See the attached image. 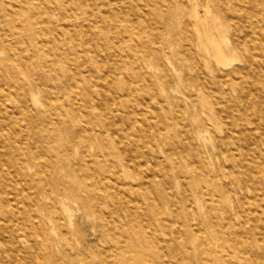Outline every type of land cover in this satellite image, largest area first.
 Masks as SVG:
<instances>
[{"label": "bare ground", "instance_id": "obj_1", "mask_svg": "<svg viewBox=\"0 0 264 264\" xmlns=\"http://www.w3.org/2000/svg\"><path fill=\"white\" fill-rule=\"evenodd\" d=\"M73 1L74 9L55 0H0V264L81 259L60 189L98 210L123 207L147 222L165 219L180 237L198 236V251L186 245L166 264H264V0ZM72 29L99 40L101 57L89 58V40ZM98 58L95 74L73 67ZM41 86L67 124L50 117L16 124L14 109ZM140 95L154 105L140 108ZM82 101L90 104L85 114L102 118V132L69 124ZM143 110L145 121L136 124ZM170 111L172 124H164L161 113ZM97 137L100 153L81 147L79 160L70 159L71 148ZM100 154L118 197L93 191ZM162 159L184 173L185 195H166L164 203L131 196L166 181L154 167ZM231 192L239 194L230 199ZM166 200L178 203L168 208ZM30 242L44 248V260L37 249L26 251Z\"/></svg>", "mask_w": 264, "mask_h": 264}, {"label": "rangeland", "instance_id": "obj_2", "mask_svg": "<svg viewBox=\"0 0 264 264\" xmlns=\"http://www.w3.org/2000/svg\"><path fill=\"white\" fill-rule=\"evenodd\" d=\"M62 8H72L74 9L77 4L73 0H55ZM75 21L80 20L79 17H74ZM71 32L74 36L82 40H89V45L87 47V55L97 54L101 57L102 55V46L99 40H93L92 34L82 33L72 29ZM88 34V35H87ZM93 37V38H92ZM92 38V39H91ZM80 49V48H79ZM92 57V56H91ZM99 59V58H98ZM102 65V60H90L86 63H79L74 65V69L78 70H90L94 73L95 69ZM44 69H47L44 68ZM95 74V73H94ZM64 80V78H62ZM98 82V80H97ZM51 84V83H50ZM77 90V100L83 98V92L81 88H76ZM178 94V93H177ZM180 95V94H179ZM61 99L64 103L69 106L77 105V100L73 97H70L67 94H62ZM140 108L141 106H152L154 105L153 101H150L146 95H140ZM82 107V113H79L75 118L70 119L72 127H79L82 124H92L94 131L102 132L103 127L101 126L102 118L96 115L92 117L89 113L85 114L90 107V104L86 101L80 103ZM170 107V106H169ZM39 110H43L39 114ZM85 110V111H84ZM141 110V109H139ZM88 112V111H87ZM1 113V112H0ZM14 117L17 120L16 124H35L36 122L44 121L45 119L54 118L56 124H67L58 119L57 110L51 105L46 103L45 92L43 87L36 88L35 90V99L30 100L28 103H22L19 107H16L13 111ZM164 116V124H172V114L170 112L161 113ZM145 110L140 111V115L136 121V124H143L145 117ZM4 121H10L8 118ZM1 124V123H0ZM129 124H131L129 122ZM101 135L104 136V133ZM65 138H68L67 133L64 134ZM101 141L99 137L97 140L91 138H84L81 140L77 146L70 149L69 157L73 160H79L81 147H85L89 153L93 151H99ZM68 157V158H69ZM101 164L99 171L97 172V181L93 191L96 196L100 199L103 197L102 192L105 193L107 190L108 195H111L113 198L118 197L114 188L111 187L112 179L108 180L109 175L106 172L105 160L100 154ZM144 158L142 157V160ZM173 163L169 160L162 159L158 162L157 165H154L155 170L157 171L156 176L160 178L163 175H166L165 182H156L153 186H149L146 189H140L135 193H131V196H135L140 199L141 202L147 203V196L152 195L158 202L164 203L166 195L175 194L178 197L182 196V193L185 195V175L177 169V167L172 166ZM175 165V163L173 164ZM146 174H150V168L145 170ZM80 176V175H77ZM77 176H74L77 178ZM70 178V177H65ZM86 182L92 183L91 178H86ZM138 181V179L136 180ZM150 189V190H149ZM189 191L192 190L189 187ZM86 192L84 190L80 191L82 198H86ZM229 195L230 199H233L236 194ZM168 208L175 207L178 203L173 200H166ZM59 206L62 211V215L65 217V220L69 223V227H72L73 234L72 238L77 243L79 254L81 259H75L76 263L74 264H161L168 263L175 258H178V251L185 248V246H191L192 250L198 251L194 248L195 241L197 242L198 236L185 234L181 236L170 229L167 225L165 219H152L149 222L144 221L141 217H133L125 208L120 207L114 210L110 206L103 204L102 209L98 210L94 201L76 199L65 189L59 190ZM200 204H197V207ZM96 210L99 211L97 215ZM170 210H165L164 217L171 219ZM236 221V220H235ZM176 223V222H175ZM177 224V223H176ZM228 227V226H227ZM104 228V230H102ZM151 229H154L157 233L156 235H149ZM228 230V228H225ZM229 232V231H228ZM60 230H56L53 234L57 237V240L69 249L60 235ZM230 234V233H227ZM230 237V236H228ZM34 246V248H33ZM34 249H37L41 258H45L46 251L42 246H37L33 242L28 243L26 251L28 253H33ZM69 255L71 257L76 256V252L73 249H70ZM35 258V257H34ZM171 259V260H170ZM170 260V261H169ZM192 259L185 260L180 264H197ZM35 264H39L38 261ZM44 264H53L47 261H44ZM207 264H220L215 260H208Z\"/></svg>", "mask_w": 264, "mask_h": 264}]
</instances>
